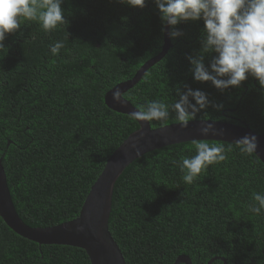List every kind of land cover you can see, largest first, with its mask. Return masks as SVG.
<instances>
[{"label":"trees","instance_id":"trees-1","mask_svg":"<svg viewBox=\"0 0 264 264\" xmlns=\"http://www.w3.org/2000/svg\"><path fill=\"white\" fill-rule=\"evenodd\" d=\"M62 8L67 21L56 30L21 18V29L0 49V155L16 209L31 227L79 215L108 157L139 128L136 119L109 108L105 95L164 44L154 0L143 8L120 0H63ZM176 28L182 35L171 37L166 55L124 96L137 108L150 100L172 103L175 89L186 85L211 102L195 119L244 123L263 133L264 88L253 77L224 91L196 81L188 57L201 52L204 22ZM57 41L64 47L53 55ZM213 55L206 54V65ZM205 141L223 144L227 158L191 185L174 161L195 155L193 141L148 152L118 178L109 228L127 264H174L181 254L192 264L212 258V264H264V214L248 207L254 192L264 193V164L237 144ZM0 264L91 263L83 249L40 245L0 217Z\"/></svg>","mask_w":264,"mask_h":264},{"label":"clouds","instance_id":"clouds-1","mask_svg":"<svg viewBox=\"0 0 264 264\" xmlns=\"http://www.w3.org/2000/svg\"><path fill=\"white\" fill-rule=\"evenodd\" d=\"M132 7L143 8L146 0H120ZM63 0H0V49L5 47L6 36L21 29V18L39 21L45 32H52L67 20L62 8ZM162 23L172 27L170 36L182 35L176 28L180 22L203 20L201 52L189 56L193 78L199 82L210 81L217 89L239 87L249 77L255 78L264 88V0H154ZM64 47L57 41L50 47L53 55H58ZM214 53L205 64L206 54ZM186 89V90H184ZM175 89V101L150 100L130 114V119L159 121L166 126L175 118L182 127H187L198 112L211 102L207 94L193 90L186 85ZM113 100L122 102L119 89L112 93ZM190 97L192 99H190ZM195 101L193 103L192 101ZM222 107V105H216ZM213 130L207 123L201 128L204 134ZM241 152L252 154L257 149V139L253 135L236 141ZM195 155L182 157L175 162L183 173L185 184H193L210 165L224 161L226 150L223 144H210L205 140H193ZM131 148L139 153L136 143ZM228 150H231L229 146ZM249 210L256 215L264 214V193L254 192Z\"/></svg>","mask_w":264,"mask_h":264},{"label":"water","instance_id":"water-1","mask_svg":"<svg viewBox=\"0 0 264 264\" xmlns=\"http://www.w3.org/2000/svg\"><path fill=\"white\" fill-rule=\"evenodd\" d=\"M163 46L159 54L145 62L136 74L125 81L119 82L105 95L106 105L116 112L130 115L138 108L124 95L132 88L155 63L160 61L172 46L170 26L164 25ZM119 89L122 102L113 100L112 93ZM139 128L131 133L121 145L108 157L105 165L91 186L79 215L72 220L50 226L31 227L20 217L9 188L7 174L0 155V217L18 235L40 245H68L83 249L91 264H127L123 252L113 237L109 220L115 184L124 170L137 158L164 146L193 140H215L237 144L236 141L245 136H255L257 149L253 154L264 164V132L257 133L246 124H237L221 120L195 119L190 120L187 127L180 123L153 128L150 121L136 119ZM207 123L213 130L204 134L201 128ZM135 142L139 153L131 144ZM212 258L207 264H212ZM192 264V259L184 254L179 255L174 264ZM224 264L227 261L224 259Z\"/></svg>","mask_w":264,"mask_h":264}]
</instances>
